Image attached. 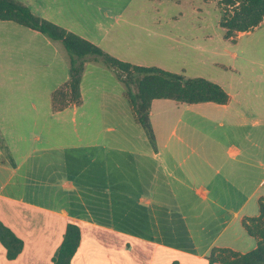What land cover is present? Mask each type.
<instances>
[{
    "label": "crops",
    "instance_id": "crops-1",
    "mask_svg": "<svg viewBox=\"0 0 264 264\" xmlns=\"http://www.w3.org/2000/svg\"><path fill=\"white\" fill-rule=\"evenodd\" d=\"M19 1L27 4L34 14L75 32L110 54L114 53L112 27L122 19L127 22L122 17L123 4L116 0ZM0 21L4 22L0 25L2 29L14 30V34L20 36L28 46L34 44L31 40L36 38L37 33L42 34L19 23L20 26H11L10 23L14 21ZM50 40L47 37L45 41L53 45ZM33 49L38 50L35 44ZM128 62L135 64L132 60ZM18 67L31 71L33 66L17 64L12 68ZM4 70L0 66V71ZM35 77L34 73H29L26 80H14L11 86L3 78L0 79V221L24 241L22 252L14 259L8 258L7 250L0 241V264H54V257L59 252L69 222L77 223L81 229L80 245L71 264H132L134 247L139 252V264H210L208 256L213 247L241 252L234 244L244 238L247 232L242 221L260 214L259 201L264 198V147L255 141L251 132H241L245 139L243 144L231 143L225 147V155L220 167L214 170L213 178L209 179V186L203 182L196 189L191 187L195 197L203 202L211 200L208 206L211 203L217 205L216 209L211 208V213L219 220L220 227L209 243L202 247L196 241L189 221V215L197 219L201 217V212L195 209V202L189 200L187 195L191 193L181 192V185L185 189L189 188V175L193 179L197 170L190 165L183 170L182 176L179 168L188 163L194 154L209 163L212 170L214 147L201 146L210 152L203 155L198 153L200 150L197 145L187 142L184 137L176 142L164 139V133H159L153 126L151 107L152 134L145 138L148 142L140 150L142 156L151 158L148 160L151 164L140 163L141 167L151 165L152 177L143 174L141 169L134 180L131 169H126V160L123 164V161L106 158L99 165L105 173H96L95 180L88 177L82 180L79 177L86 169L84 160H80L79 155H76V159L65 155L67 148L71 149L73 144H63L64 139L59 132L45 129L46 112L37 107L42 97L38 90L41 82ZM259 78L264 79V73L259 74ZM3 87H8L12 94H3ZM157 100H153L152 106ZM209 103L190 104L202 106ZM229 103L220 105L228 107ZM245 103L246 100L236 112L228 110V119L237 127L245 126L246 119L253 113ZM7 118H26L28 123L19 126L2 123ZM258 122L256 119L255 125ZM6 134L10 136L12 145ZM51 139L56 140L55 145H51ZM28 141H31L30 146L27 145ZM73 147L78 149L79 146ZM112 149L123 151L122 145ZM53 150H59L64 158L55 163L46 154L43 156L45 158L34 160L37 155ZM70 161L74 167H80L79 172L59 178V174L66 172L59 170V167L67 169ZM89 162L97 163L98 160L92 158ZM112 167L120 173L113 175ZM166 173L179 185L178 189H171L170 194L173 198L188 199L185 203L189 206L187 210L183 203L166 205V198H170L165 194ZM218 176L221 177L218 179ZM222 199L227 201L222 203ZM256 202L259 211L249 212L251 205L252 210H255ZM134 214H140L141 218L135 219ZM196 224L206 230L202 219L197 220Z\"/></svg>",
    "mask_w": 264,
    "mask_h": 264
},
{
    "label": "rangeland",
    "instance_id": "rangeland-1",
    "mask_svg": "<svg viewBox=\"0 0 264 264\" xmlns=\"http://www.w3.org/2000/svg\"><path fill=\"white\" fill-rule=\"evenodd\" d=\"M116 1L123 4L122 17L126 18L127 22L122 19L112 27L113 56L124 61L132 60L139 65L158 66L182 74L186 79L203 77L219 83L231 95L228 107L214 102L199 106L171 99H159L152 106L153 126L159 133H164V139L176 142L180 137H184L187 142L197 145L200 150L198 153L203 155L210 152L201 146L214 147L211 158L212 170L208 166L209 163H205L204 159H199L194 154L188 159V163L179 168L182 176L183 170L190 165L197 170L193 179L189 175V188L185 189L181 185V192L191 193L187 195L189 200L194 201L197 205L195 209L201 212V217L197 219L189 215V221L196 241L204 247L220 227L219 220L211 213V208L216 209L217 205L211 203L208 206L211 200L203 202L195 197L191 187L196 189L202 186L203 182L204 185H210L208 181L213 178L214 170L220 167L227 146L231 143L241 145L245 142L241 132H251L255 141L264 147V79L259 78V74L264 73V22L250 31L239 32L231 40L225 37V29L220 25L223 12L230 9L223 0ZM1 24L4 22L0 21ZM10 24L20 26L14 22ZM15 34L14 30L2 29L0 26V66L5 68L4 71H0V79L3 78V81L11 86L14 80L18 82L26 80L29 73L36 75L35 78L41 82L39 94H42L37 107L46 112L45 129L51 128L53 132H59L63 136V144L79 146L78 149L73 146L71 149L67 148L65 154L69 158L74 156V159L79 155V159L84 160L86 169L79 178L83 180L88 177L95 180L96 173L98 175L105 173L104 168L99 165L106 158L123 161V164L126 160V169H131L134 180L139 176L141 169L143 174L151 178V165L141 167L140 163L143 161L151 164L148 162L151 158H145L140 152L147 144L145 138L150 136V132L136 121L125 94L126 86L118 78L116 70L102 59L87 60L81 81L82 104L54 112L51 108V92L70 78L69 53L62 41L50 40L53 45H49L45 41L47 37L40 33L31 40L38 49L34 51V44L28 46ZM17 64H31L33 67L31 71L21 67L12 68ZM132 89L136 93L137 85H133ZM5 93L12 94L8 87H3V94ZM244 100L245 106L248 104L247 108L254 114L248 116L245 126L237 127L228 119V110L236 112L237 109H241ZM256 119L259 122L255 125ZM2 123L19 126L27 124L28 119L7 118ZM5 136L12 145L10 136L7 134ZM51 141V145L56 144V140ZM115 143L122 145V153L112 149L119 146ZM27 145L30 146L31 141H28ZM46 154H49L55 163L64 156L59 150H53L37 155L34 160L45 158L43 156ZM263 156L264 152L262 158ZM92 158L98 162H89ZM77 166L74 167L70 161L67 169L59 167V170L63 169L66 172H62L58 177L72 176L79 172L80 167ZM112 170L113 175L120 173L114 171L113 167ZM38 176L44 178L42 175ZM220 177L218 176V179ZM165 181V194L170 196L165 200L166 205L176 206L183 203L184 209L187 210L189 206L185 203L189 201L188 199L173 198L170 194L171 189L179 188L178 182L167 173ZM225 200L227 201L222 199V203ZM254 209L252 210L251 205L248 211L257 213L258 202ZM133 217L140 219L141 215L134 214ZM201 219L205 221L206 230L196 224V221ZM121 226L123 225L119 227ZM257 243L256 238L245 232L244 238L234 245L244 253L254 249ZM136 250L134 247L132 264H139L137 263L140 259L139 252Z\"/></svg>",
    "mask_w": 264,
    "mask_h": 264
},
{
    "label": "trees",
    "instance_id": "trees-1",
    "mask_svg": "<svg viewBox=\"0 0 264 264\" xmlns=\"http://www.w3.org/2000/svg\"><path fill=\"white\" fill-rule=\"evenodd\" d=\"M228 8L223 12L220 25L225 37L234 39L239 32L256 28L264 22V0H223ZM0 19L9 20L35 29L52 40H60L70 56V78L53 90V111L82 104L81 81L85 63L89 59H102L116 70L118 78L125 84L135 119L150 134L152 126L150 111L154 99H172L177 102H215L228 104L230 93L219 83L203 77L186 79L184 75L158 66L133 64L113 56L99 45L32 12L19 0H0ZM137 85L134 93L132 86ZM260 214L243 219L247 233L258 240L257 246L247 252L230 248L213 247L208 260L210 264H264V198L259 201ZM0 241L7 250L9 259L16 258L24 248V241L0 221ZM81 241V229L77 223L69 222L61 247L54 257V264H71Z\"/></svg>",
    "mask_w": 264,
    "mask_h": 264
}]
</instances>
